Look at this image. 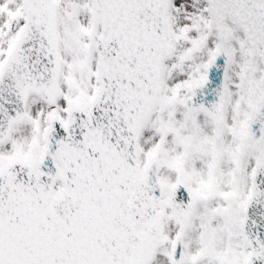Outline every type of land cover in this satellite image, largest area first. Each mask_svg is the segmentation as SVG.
<instances>
[{
	"label": "snow or ice",
	"instance_id": "snow-or-ice-1",
	"mask_svg": "<svg viewBox=\"0 0 264 264\" xmlns=\"http://www.w3.org/2000/svg\"><path fill=\"white\" fill-rule=\"evenodd\" d=\"M0 264H264V0H0Z\"/></svg>",
	"mask_w": 264,
	"mask_h": 264
}]
</instances>
